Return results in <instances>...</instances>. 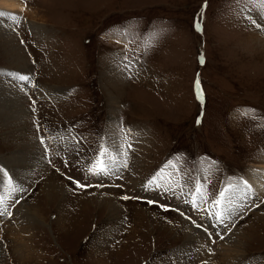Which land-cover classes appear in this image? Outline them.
<instances>
[{
	"label": "rangeland",
	"instance_id": "rangeland-1",
	"mask_svg": "<svg viewBox=\"0 0 264 264\" xmlns=\"http://www.w3.org/2000/svg\"><path fill=\"white\" fill-rule=\"evenodd\" d=\"M22 2L35 22L0 10L16 37L0 47V82L26 93L19 114L0 102V264H204L177 231L188 224L207 236L214 264H264V194L235 195L248 172H264V60L249 50L252 33H264V0ZM118 74L115 92L106 78ZM29 142L42 145L43 163L27 165ZM102 150L115 164L97 178L87 168ZM51 183L61 191L49 199ZM197 183L209 201L230 187L213 209L226 220L199 197L193 206ZM16 227L33 236L32 256L12 241Z\"/></svg>",
	"mask_w": 264,
	"mask_h": 264
},
{
	"label": "bare ground",
	"instance_id": "bare-ground-1",
	"mask_svg": "<svg viewBox=\"0 0 264 264\" xmlns=\"http://www.w3.org/2000/svg\"><path fill=\"white\" fill-rule=\"evenodd\" d=\"M0 10H2V11H15V12H18V13H22V14H24L26 16L28 14L29 20H30L29 22L30 23L35 22V20L33 19V15H32L33 13H31V12L28 13L27 12L28 11L27 10V6L25 5V3L22 2V0H0ZM41 22H43V21H41ZM10 23H12V22L11 21L9 22V19H7V18L4 21H2L0 19V35L4 37V41L3 42H2V38H0V47L2 45H5V43H7V44H9V43L10 44H13V41L16 38V37L13 38L14 30H12V28H11L12 26H10ZM263 32H264V29H263ZM249 42H250L249 43L250 46L249 45L248 46L249 47H253V48H249V50L254 54V56H256L258 58L261 57V59L264 60V33H259V34H257V36H255L252 33ZM15 49H16L15 47H12L11 48V50H13V51ZM2 52H4V50H2ZM7 52H8V50H7ZM22 53L23 52H21V51H17V53L15 54V56H17L18 59L19 58L20 59L17 60V58H16L15 60L13 59V61H14V63L22 62L24 64L23 66H20L19 67L18 64H15V65L18 67V69L20 71H22L24 73H27V70H28L29 67H27V65H26L27 64L26 63V59L22 55ZM7 57H8V55H7ZM118 77L120 79L115 78V80H113V79H111V76L106 78L107 79V84H109V86L111 87V90L112 91H115V92L116 91H119L120 89L123 88V86H121V82H120L122 80L121 77H123V76L120 75V74H118ZM117 81H119V82H117ZM2 82L3 81L0 82L1 83L0 84V102H3L4 103L5 101H7L8 104L11 105V113L13 115L19 114L20 113L19 108H20V106H21V108H23L22 107V102L26 99V97H25L26 93L24 92L23 88L21 86H20L21 88H19V84H21V83L17 84L16 83L17 80H14L13 81L14 85H9L11 83H9L7 85L6 82H4V84H2ZM56 90H59V89L56 88ZM41 92L44 95L45 94L54 93V91H52L50 88H47V87H44V89L42 88V91ZM55 92H58V91H55ZM109 94H110V92H109ZM109 102L110 103H109V109L108 110H109L110 116H111L113 113L115 114L116 110L114 108H111V106L114 105L113 104V101L111 100V98H109ZM14 109L17 110V113L16 114L14 113ZM5 112H6V110H5ZM111 118H112V116H111ZM110 120H111V122H110ZM110 120H109L110 125L113 126L115 121H114V119H110ZM24 122H23V124H24ZM142 148H140V150H142ZM26 151L24 152V156L27 159V162H28L27 165H29L30 167L33 166L34 163H36V162L42 161V163H43V161L45 160V156H44L43 151H42V145H36V146H34L32 143L29 142L28 143V146L26 148ZM16 160H18V162L20 161V164L21 165L24 164L21 158L18 157ZM30 162H32V163H30ZM246 177H247L246 180L241 179V181L239 183V186L240 187L237 190V193L235 194V195H237L236 197L241 198V199H243V198L245 199V198H249L250 197V198L254 199L255 195L262 196L264 194V172H263L262 175H260L256 171H250V172L247 173V176ZM246 185L251 187V192H248ZM46 189L48 191H50V193H48V195H47V197L49 199H50V197H52V195L54 193L61 191V187H59V186H57L55 184H52V183L51 184H47ZM44 191H46V190H44ZM234 198H235V196L233 197V201H234ZM23 207L20 206V208L24 210L26 216H28L27 219L31 220L30 217H29V215H28V212L29 211L25 208V203H23ZM224 220H226V219H224ZM226 224L227 223H224L219 228H222V229L225 228L224 226ZM159 225H161L160 226V229L162 230V232H166L168 234L175 233L176 235H178V232L177 231H179L180 233H182L184 235V237L188 239L186 241V243H187V245H189L191 254L193 253L195 256L200 257V259H204V264H214L213 262H211L210 254H209V252H211L210 249H209L211 247L210 246V242H209L207 236H205L202 232L198 231L197 229H195L190 224H188V226L186 228L187 231H182V229L176 231L175 229L171 228V226L170 227L165 226L163 223L162 224H159ZM16 229H17V231L14 234V236H12L13 237L12 238L13 239L12 241L15 242L16 246H18L20 248L21 247H24L23 249L25 250V255H27L26 257L32 256V252L31 251L30 252L28 251V244H27V242L25 243V241L27 239H28V242H29V240L31 241V237L33 238V236L31 234H29L28 229H24L22 227H16ZM30 229L32 230V228H29V230ZM240 239H241V243L242 242L243 243H246L244 241L249 239V233L248 232L246 233L244 231L242 233L239 232L237 234V242ZM243 243L240 245V247H241L240 250L242 248H244V244ZM238 247L239 246L237 245L234 249L236 251H238ZM29 248H30V246H29ZM235 250L232 249V251H231V249H230V251H227V252L234 253ZM20 253H22V252H20ZM23 256H24V254H23Z\"/></svg>",
	"mask_w": 264,
	"mask_h": 264
},
{
	"label": "snow or ice",
	"instance_id": "snow-or-ice-1",
	"mask_svg": "<svg viewBox=\"0 0 264 264\" xmlns=\"http://www.w3.org/2000/svg\"><path fill=\"white\" fill-rule=\"evenodd\" d=\"M250 2H251V0H250ZM205 7H207L206 3H205ZM3 15H4L3 13H0V16H3ZM12 19L14 21L17 20L16 17H12ZM201 23H202V20L198 19L195 27H196V30L198 32H201V34H202ZM199 62H200L201 65L204 64L203 53H201L200 56H199ZM130 66H131V62H129V64L126 65L125 67L130 69ZM19 79L24 80V81L28 80V78L26 76H20ZM194 91H195V94H196V99L201 103V106L203 107V104H204V90L201 87V81H200L199 74H197V79H196L195 85H194ZM250 111H252L253 113L255 112V110H250ZM245 114H247V112ZM258 119L264 120V117H259ZM199 123H200V118L198 117L197 124H199ZM43 142L44 141L41 140V143H43ZM128 147L130 148L131 145L129 144ZM104 155H105V152L102 150L98 154L96 160L93 161V163L88 166L87 172H88L89 175H92V176H95L97 178H100V177H103V176H110L111 174H113L112 165L115 164V161H113L111 159H109L107 161L103 160L102 157ZM123 166L127 167L126 162L124 163ZM4 175H7V173H4ZM69 179L71 180V177H69ZM10 182L11 181H9V183ZM72 182L75 183L77 187H82L83 188V187H90L91 186V185H83L79 181H72ZM149 183H154V181H150ZM156 186L160 187V185H156ZM178 186L181 187V189H182L185 185L184 184H180ZM246 187H247L248 192H251V187L247 186V185H246ZM166 190H168V189H166ZM230 191H231L230 187L229 188H223V189H221V191L219 192L218 196L215 199L209 201V199L204 196L202 186L199 183H197L195 189L194 190H190L189 195L192 197V203H193L194 207H199L200 206L199 204H197V197H199L203 204L209 205L208 207L204 208L203 210L205 212H208L210 217L215 216V218L219 221V220L222 219L223 212L222 211H220V212L213 211V209L223 208V206H224V204L226 202V198H227L228 194L230 193ZM122 198L125 199V200L129 199V197H127V196L122 197ZM0 202H2V199H0ZM148 203L151 204V203H154V202L153 201H148ZM165 210H167V209L165 208ZM0 214H2V213H0Z\"/></svg>",
	"mask_w": 264,
	"mask_h": 264
}]
</instances>
